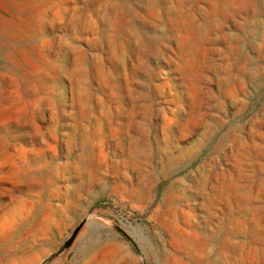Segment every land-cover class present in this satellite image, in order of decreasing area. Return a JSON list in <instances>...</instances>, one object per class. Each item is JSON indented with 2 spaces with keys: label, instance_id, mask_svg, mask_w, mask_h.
Masks as SVG:
<instances>
[{
  "label": "rangeland",
  "instance_id": "rangeland-1",
  "mask_svg": "<svg viewBox=\"0 0 264 264\" xmlns=\"http://www.w3.org/2000/svg\"><path fill=\"white\" fill-rule=\"evenodd\" d=\"M0 264H264V0H0Z\"/></svg>",
  "mask_w": 264,
  "mask_h": 264
},
{
  "label": "water",
  "instance_id": "water-1",
  "mask_svg": "<svg viewBox=\"0 0 264 264\" xmlns=\"http://www.w3.org/2000/svg\"><path fill=\"white\" fill-rule=\"evenodd\" d=\"M74 236H75V234H73V236L67 241V243L65 244L66 247L71 243V241L73 240Z\"/></svg>",
  "mask_w": 264,
  "mask_h": 264
}]
</instances>
